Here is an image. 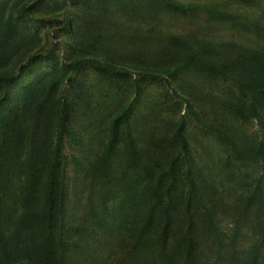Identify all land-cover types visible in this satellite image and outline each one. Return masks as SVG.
<instances>
[{"label":"rangeland","instance_id":"obj_1","mask_svg":"<svg viewBox=\"0 0 264 264\" xmlns=\"http://www.w3.org/2000/svg\"><path fill=\"white\" fill-rule=\"evenodd\" d=\"M172 1L202 6L182 11L166 0H0V33L8 21L17 27L0 50V72L16 78L9 84L7 96L0 91L3 103L18 113L17 120L0 116V135L12 126L15 131L9 146H14L15 140L19 146L9 166L21 164L14 174L20 172L23 181L29 178L32 164L36 173H42L57 131L60 102L65 99L71 103L68 126L77 131L79 139L71 142L68 136L64 138L65 220L67 239L75 252L72 257L80 264L134 263L128 225L136 206L124 212L120 208L124 206L126 177L139 176L143 166L130 165L129 153L120 150L113 157L108 180L94 168L109 121L126 104L132 106L130 125L138 150L144 149L150 136L165 143L179 117H186L191 165L201 187L200 195L193 199L192 212L193 235L202 263L247 264L253 244L264 242V158H245L230 142L250 151L257 142L264 143V124L256 118L242 120L225 105L227 100L237 102L242 97L239 80L246 89L252 70L249 55L264 52V0ZM24 7L32 18H18ZM225 11L232 14L231 18H218ZM95 32H99L98 39L91 43ZM50 49L53 52L48 54ZM193 50L198 58L223 63L226 73L236 80H216L197 58L175 78L157 81L136 74L107 81L87 66L74 73L70 81L61 78L62 66L74 57L113 56L132 67L164 68ZM185 98L190 99L194 110ZM39 102L43 106L36 114ZM260 110L264 118V107ZM187 165L178 172L179 201L187 190L183 175ZM121 170L128 172L124 176ZM159 170L153 169L156 179ZM170 177L165 174V181ZM135 184L132 186L141 193L147 183L142 180ZM17 208L20 218L11 216L7 234L8 227L12 229L17 221L19 230L36 237L34 217L29 218L23 204ZM206 213L215 227L207 221ZM77 225L86 231L76 233L72 227ZM260 247L258 264H264V244ZM17 249L18 254L12 253L14 261L42 264L33 241L27 248ZM142 259L146 258L142 255Z\"/></svg>","mask_w":264,"mask_h":264},{"label":"trees","instance_id":"obj_2","mask_svg":"<svg viewBox=\"0 0 264 264\" xmlns=\"http://www.w3.org/2000/svg\"><path fill=\"white\" fill-rule=\"evenodd\" d=\"M166 2L177 6L182 11L202 6L199 3L185 5L172 0H166ZM231 16V13L225 11L219 13L218 18L225 20ZM32 17L25 7L18 15L19 19ZM16 28L15 22L8 21L4 25L0 33V50L16 32ZM98 33L95 32L92 35L91 43L97 41ZM52 52L53 49H50L48 54ZM196 58L202 68L210 69L216 80H236V77L226 73L223 63L198 58L196 50L184 54L172 66L164 68L132 67L113 56L105 58L85 55L74 57L62 66L61 78L63 81H70L74 73L87 66L107 81H112L116 76L127 77L132 74H136L142 79L157 81L162 77L175 78L180 70L190 66ZM248 58L252 70L247 80L246 89H244V84L240 80L238 81V91L245 99L239 97L237 102L227 100L225 105L230 113L242 120L256 118L264 124L263 113L260 110L261 107H264V52L251 53ZM15 80L13 74L0 72V91L3 92V97L9 94V84L14 83ZM185 101L188 107L194 110L190 99L185 98ZM42 106L41 102L37 104L36 114L39 113ZM131 107V104L124 105L111 117L105 144L94 163V168L101 170L108 180L113 157L120 150L129 153L130 165L133 167H136L137 164L143 166V173L139 176L132 178L128 174L126 177L128 183L122 190L124 206L120 208V212H124L125 209L128 210V207L136 206L128 225V232L133 241L131 247L135 254L133 264H203L199 257L198 241L193 235L195 217L192 212L193 199L200 195L201 187L195 176L196 171L191 165L193 154L187 135L186 117L185 115L179 117L171 129V136L165 140V143L161 139L154 141L150 136V140L149 137L146 139L144 149L138 150L130 125ZM71 111V103L63 99L60 102L57 117V131L46 152L42 173H36L35 165L32 164L29 178L25 181H23L20 172L17 175L14 174L16 173L15 168L19 167L20 163L9 166L19 152L16 140L14 146H9V139L12 132L15 131L14 128L12 126L6 128L0 135V264H22L14 261L15 255L12 253L18 254L19 249L17 248L19 247L27 248L30 240L33 241L34 250L40 253L42 264H80L72 257L75 252H72L70 248V244L73 245V243H69L67 239L68 229H66L65 220L67 158L64 153V138L68 136L71 142H76L79 139L77 131L68 126ZM17 114V109H11L0 98L1 117L10 121L17 120ZM230 142L236 153L242 154L245 158H264V143L262 141L257 142L248 152L239 149L233 140ZM31 160L32 158H30ZM185 164H188L183 173L187 190L183 200L179 201L178 196L180 195L177 194L180 181L178 172L180 167ZM156 167L160 168L156 176L157 179L154 176L156 171L153 173V169ZM127 172V170H121L120 174L125 176ZM165 174L171 175L167 181L164 179ZM142 180L147 184L143 192L140 193L135 190V183ZM116 181L120 182L118 176ZM132 184L135 185L132 186ZM19 203L29 211V218L34 217L38 233L35 234V237L34 234L19 230L16 225L17 221H15L12 224V229L8 227L9 235L13 239V244H11V237L7 234L6 226L12 215H16L17 219L20 218L17 214ZM247 203H249V197ZM30 206L35 208L30 210ZM206 218L209 224L215 227L208 213H206ZM98 222L103 225L99 218ZM72 228L76 233L86 231V228L81 225ZM36 239L39 247L37 241L35 242ZM262 244H264L262 241L253 244L247 264H258L259 250ZM217 252L219 254L220 251ZM142 255L146 259H142Z\"/></svg>","mask_w":264,"mask_h":264}]
</instances>
